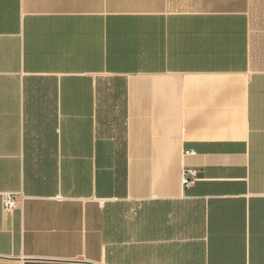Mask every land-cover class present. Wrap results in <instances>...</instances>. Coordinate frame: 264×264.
<instances>
[{
  "label": "crops",
  "instance_id": "1",
  "mask_svg": "<svg viewBox=\"0 0 264 264\" xmlns=\"http://www.w3.org/2000/svg\"><path fill=\"white\" fill-rule=\"evenodd\" d=\"M0 264H264V0H0Z\"/></svg>",
  "mask_w": 264,
  "mask_h": 264
},
{
  "label": "built area",
  "instance_id": "2",
  "mask_svg": "<svg viewBox=\"0 0 264 264\" xmlns=\"http://www.w3.org/2000/svg\"><path fill=\"white\" fill-rule=\"evenodd\" d=\"M189 154H195L194 152H189ZM197 180V172L195 170H186L184 172L183 185L185 187H191ZM4 208L6 210L15 209L17 202L13 194L4 195Z\"/></svg>",
  "mask_w": 264,
  "mask_h": 264
}]
</instances>
